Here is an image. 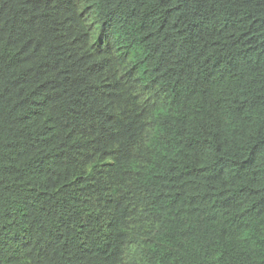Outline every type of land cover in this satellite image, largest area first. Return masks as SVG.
Listing matches in <instances>:
<instances>
[{"label": "trees", "instance_id": "trees-1", "mask_svg": "<svg viewBox=\"0 0 264 264\" xmlns=\"http://www.w3.org/2000/svg\"><path fill=\"white\" fill-rule=\"evenodd\" d=\"M0 264H264V0H0Z\"/></svg>", "mask_w": 264, "mask_h": 264}]
</instances>
